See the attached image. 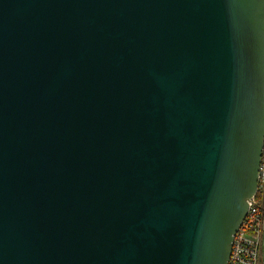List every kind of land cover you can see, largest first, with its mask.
Masks as SVG:
<instances>
[{
    "label": "water",
    "instance_id": "95a60500",
    "mask_svg": "<svg viewBox=\"0 0 264 264\" xmlns=\"http://www.w3.org/2000/svg\"><path fill=\"white\" fill-rule=\"evenodd\" d=\"M264 150V0H0V264H227Z\"/></svg>",
    "mask_w": 264,
    "mask_h": 264
},
{
    "label": "built area",
    "instance_id": "2783aa9c",
    "mask_svg": "<svg viewBox=\"0 0 264 264\" xmlns=\"http://www.w3.org/2000/svg\"><path fill=\"white\" fill-rule=\"evenodd\" d=\"M227 264H264V150L257 191L234 236Z\"/></svg>",
    "mask_w": 264,
    "mask_h": 264
}]
</instances>
